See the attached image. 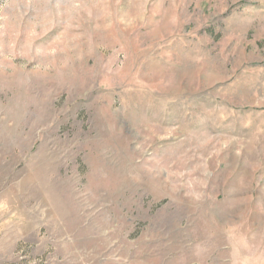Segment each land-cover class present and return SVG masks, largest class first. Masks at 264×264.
<instances>
[{
  "label": "rangeland",
  "instance_id": "374dc122",
  "mask_svg": "<svg viewBox=\"0 0 264 264\" xmlns=\"http://www.w3.org/2000/svg\"><path fill=\"white\" fill-rule=\"evenodd\" d=\"M0 264H264V0H0Z\"/></svg>",
  "mask_w": 264,
  "mask_h": 264
}]
</instances>
